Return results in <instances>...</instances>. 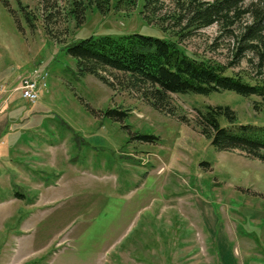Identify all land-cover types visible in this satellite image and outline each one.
<instances>
[{
	"label": "rangeland",
	"instance_id": "374dc122",
	"mask_svg": "<svg viewBox=\"0 0 264 264\" xmlns=\"http://www.w3.org/2000/svg\"><path fill=\"white\" fill-rule=\"evenodd\" d=\"M140 1L105 13L88 6L62 43L132 31L176 39L144 20ZM19 3L35 0H0V264H264V161L216 150L133 91L76 75L40 18L24 25ZM227 41L212 23L178 44L225 63ZM36 66L48 75L29 102L16 86ZM246 68L242 59L229 69ZM251 96L222 89L171 100L190 117L195 106L228 104L235 122H264ZM106 106L126 115L102 116Z\"/></svg>",
	"mask_w": 264,
	"mask_h": 264
},
{
	"label": "trees",
	"instance_id": "16d2710c",
	"mask_svg": "<svg viewBox=\"0 0 264 264\" xmlns=\"http://www.w3.org/2000/svg\"><path fill=\"white\" fill-rule=\"evenodd\" d=\"M136 3L35 0L32 8L19 3L18 10L29 29L35 28L37 18L41 19L44 34L61 43L74 59L76 75L92 74L111 88L117 85L133 91L152 108L191 125L216 150L237 149L247 157L264 161V122H235L234 110L228 104L195 106L190 117L178 113L171 100L172 93L208 94L228 89L253 95V110L264 116V0H172V6L166 9L163 0H141L139 13L144 20L161 29H167V24L176 39L132 31L89 34L62 43L70 21L74 26L80 24L88 6L105 13L110 5L128 7ZM8 10L13 16L14 10ZM212 23L217 25L218 36H225L231 44L232 58L228 62L189 54L178 44ZM242 59L248 67L246 73L229 69ZM101 113L119 120L126 115L125 110L115 106H106ZM220 116L224 121L219 120ZM136 136L148 141L157 138L152 133Z\"/></svg>",
	"mask_w": 264,
	"mask_h": 264
},
{
	"label": "built area",
	"instance_id": "2783aa9c",
	"mask_svg": "<svg viewBox=\"0 0 264 264\" xmlns=\"http://www.w3.org/2000/svg\"><path fill=\"white\" fill-rule=\"evenodd\" d=\"M47 70L43 66H36L20 76L16 89L22 98L33 102L38 98L41 89L46 85Z\"/></svg>",
	"mask_w": 264,
	"mask_h": 264
}]
</instances>
